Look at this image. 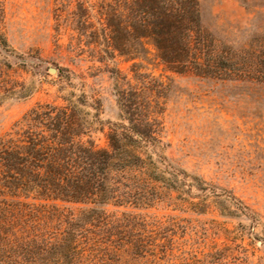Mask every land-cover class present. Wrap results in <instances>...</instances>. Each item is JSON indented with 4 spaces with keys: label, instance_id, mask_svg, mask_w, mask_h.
Returning a JSON list of instances; mask_svg holds the SVG:
<instances>
[{
    "label": "rangeland",
    "instance_id": "1",
    "mask_svg": "<svg viewBox=\"0 0 264 264\" xmlns=\"http://www.w3.org/2000/svg\"><path fill=\"white\" fill-rule=\"evenodd\" d=\"M112 3L0 0L10 52L0 50V80L14 94L0 106V139L33 108L85 93L92 140L108 148L112 125H128L123 94L158 120L161 152L188 177L175 189L144 186L154 189L149 206L109 207L141 219L149 245L144 257L114 264H264V0H200L205 31L249 72L221 79L173 72L152 45L145 57L108 59L101 23Z\"/></svg>",
    "mask_w": 264,
    "mask_h": 264
},
{
    "label": "trees",
    "instance_id": "2",
    "mask_svg": "<svg viewBox=\"0 0 264 264\" xmlns=\"http://www.w3.org/2000/svg\"><path fill=\"white\" fill-rule=\"evenodd\" d=\"M108 7L101 23L108 59L145 57L152 45L179 74L249 73L236 69V57L224 55L205 31L200 0H114ZM6 47L0 37V50L10 54ZM13 95L0 80V106ZM118 97L128 125H112L108 148L92 140L85 93L66 106L33 108L0 139V264H114L123 255L148 253L143 221L120 219L109 207L149 206L154 189L144 186L161 182L175 189L188 176L161 152L158 120Z\"/></svg>",
    "mask_w": 264,
    "mask_h": 264
},
{
    "label": "water",
    "instance_id": "3",
    "mask_svg": "<svg viewBox=\"0 0 264 264\" xmlns=\"http://www.w3.org/2000/svg\"><path fill=\"white\" fill-rule=\"evenodd\" d=\"M50 71H51L53 74H56V73H57V70L54 69V68H51Z\"/></svg>",
    "mask_w": 264,
    "mask_h": 264
}]
</instances>
